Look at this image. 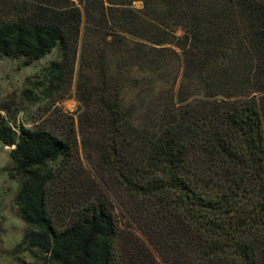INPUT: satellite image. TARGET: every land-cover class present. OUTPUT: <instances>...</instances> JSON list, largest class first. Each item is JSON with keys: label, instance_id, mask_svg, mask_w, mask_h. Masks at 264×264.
<instances>
[{"label": "trees", "instance_id": "1", "mask_svg": "<svg viewBox=\"0 0 264 264\" xmlns=\"http://www.w3.org/2000/svg\"><path fill=\"white\" fill-rule=\"evenodd\" d=\"M53 50L33 86L60 99L75 76L77 124L0 117L17 249L50 264H264V0H0V59Z\"/></svg>", "mask_w": 264, "mask_h": 264}, {"label": "rangeland", "instance_id": "2", "mask_svg": "<svg viewBox=\"0 0 264 264\" xmlns=\"http://www.w3.org/2000/svg\"><path fill=\"white\" fill-rule=\"evenodd\" d=\"M132 6L140 9L141 3L133 2ZM81 36L82 34L78 42L76 68L81 49ZM57 57L58 51L53 50L42 59L32 62L25 58L0 59V117L4 118L16 131L20 126L34 129L44 126L47 122L49 129L58 132L53 110H59L67 117L74 118L77 124L80 104L75 95V76L70 91L60 99L55 98L54 95L41 97L40 91L33 86L34 81L40 78L41 70ZM11 148L0 144V264H50L42 257L34 256V253L17 249L25 232V224L14 202L19 190V182L9 175L13 167L8 158ZM79 158L82 166L88 169L81 146H79ZM77 168L80 170L79 165ZM123 219V228L131 224L128 223L127 215ZM130 226L136 229L133 223ZM138 234L154 252L143 235Z\"/></svg>", "mask_w": 264, "mask_h": 264}, {"label": "water", "instance_id": "3", "mask_svg": "<svg viewBox=\"0 0 264 264\" xmlns=\"http://www.w3.org/2000/svg\"><path fill=\"white\" fill-rule=\"evenodd\" d=\"M14 148V147H13ZM13 148H11V149H13Z\"/></svg>", "mask_w": 264, "mask_h": 264}]
</instances>
